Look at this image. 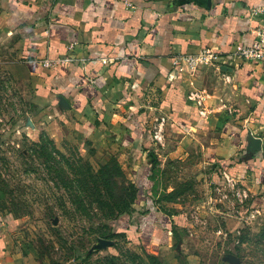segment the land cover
I'll return each mask as SVG.
<instances>
[{
	"label": "crops",
	"instance_id": "1",
	"mask_svg": "<svg viewBox=\"0 0 264 264\" xmlns=\"http://www.w3.org/2000/svg\"><path fill=\"white\" fill-rule=\"evenodd\" d=\"M263 6L264 0H0V64L28 84L52 139L72 136L95 157L119 163L139 189L134 209L146 212L135 214L131 232L162 247L178 219L152 197L156 160L187 159L197 150L254 195L264 192V66L238 57L263 25L253 14ZM203 50L220 58L194 72L174 66L177 56ZM46 59L67 62L49 68ZM161 119L164 151L153 139ZM132 218L123 217L130 225ZM6 242L0 239V264H23Z\"/></svg>",
	"mask_w": 264,
	"mask_h": 264
},
{
	"label": "rangeland",
	"instance_id": "2",
	"mask_svg": "<svg viewBox=\"0 0 264 264\" xmlns=\"http://www.w3.org/2000/svg\"><path fill=\"white\" fill-rule=\"evenodd\" d=\"M43 122L28 84L16 81L0 64V239L23 264H101L111 255L119 256L116 264H150L149 257L161 264H233L231 256L237 264H264V192L254 195L236 177L235 188L229 186L197 150L187 159L156 160L152 197L178 219L170 244L154 246L141 241L139 231L131 232L138 212L134 207L131 225L123 217L112 223L124 235L98 239L91 229L99 221L65 216L66 193L56 187L36 144L46 134L68 159L80 157L96 170L112 160L95 157L93 149H82L72 136L52 139ZM165 144L159 146L163 151ZM86 251L92 253L83 261Z\"/></svg>",
	"mask_w": 264,
	"mask_h": 264
},
{
	"label": "trees",
	"instance_id": "3",
	"mask_svg": "<svg viewBox=\"0 0 264 264\" xmlns=\"http://www.w3.org/2000/svg\"><path fill=\"white\" fill-rule=\"evenodd\" d=\"M36 147L49 173L53 175L56 187L66 193L68 201L62 203L66 209L65 216L77 214L80 217L85 216L93 221H99L100 224L96 225L97 227L92 226L91 229V234H96L98 239L108 240L124 235L115 231L112 223L132 215L139 189L126 177L119 163L112 159L111 165L96 170L90 162L80 157L74 160L68 159L60 153L46 134ZM55 154L61 157V160H58ZM163 211L166 212L165 209ZM168 214L171 217L175 216L172 212ZM70 250L76 252L77 247L71 245ZM91 253L86 251L80 257L83 261H88ZM118 259L119 256L111 255L105 257L101 264H116ZM149 261L150 264H161L155 257H149Z\"/></svg>",
	"mask_w": 264,
	"mask_h": 264
},
{
	"label": "built area",
	"instance_id": "4",
	"mask_svg": "<svg viewBox=\"0 0 264 264\" xmlns=\"http://www.w3.org/2000/svg\"><path fill=\"white\" fill-rule=\"evenodd\" d=\"M254 15L261 16L264 19V6L256 8L253 11ZM238 57H240L242 60L258 63L264 66V20L263 25L260 26V28L257 30V37L255 41L252 43L250 47L244 48L241 51L238 52ZM220 57L215 54L212 50H203L197 54H191V55H185V56H177L174 60V66L182 71L184 69V66L187 65L191 71H195L198 69V67L205 63V62H215ZM66 60L63 59H57V60H43L42 65L44 67H56L57 65H60L64 63ZM67 62V61H66ZM106 63V61L104 62ZM197 95L193 94L191 95V98H195ZM164 126H165V119H161L159 124L155 127L153 132V139L154 143L158 145H162L164 143ZM224 181L229 184V186H232L235 188L236 185V179L233 175H231L229 172H223ZM244 195L247 194V192L243 193ZM237 195L242 196V193L240 190H237Z\"/></svg>",
	"mask_w": 264,
	"mask_h": 264
},
{
	"label": "water",
	"instance_id": "5",
	"mask_svg": "<svg viewBox=\"0 0 264 264\" xmlns=\"http://www.w3.org/2000/svg\"><path fill=\"white\" fill-rule=\"evenodd\" d=\"M104 243H105V242H104ZM104 243H102V244H104ZM230 261H231L233 264H237V263L239 262L238 258L235 257V256H231V257H230Z\"/></svg>",
	"mask_w": 264,
	"mask_h": 264
}]
</instances>
